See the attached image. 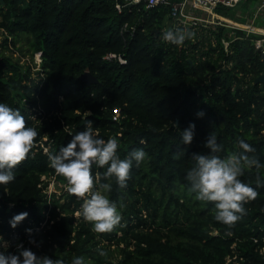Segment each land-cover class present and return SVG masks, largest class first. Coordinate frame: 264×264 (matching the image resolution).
I'll list each match as a JSON object with an SVG mask.
<instances>
[{"label": "trees", "instance_id": "1", "mask_svg": "<svg viewBox=\"0 0 264 264\" xmlns=\"http://www.w3.org/2000/svg\"><path fill=\"white\" fill-rule=\"evenodd\" d=\"M167 19V6L147 7L144 0H0V103L19 110L38 133L15 180L0 185V251L16 253L23 243L64 264L79 256L86 264H264V187L256 188L258 174L264 182V82H255L264 72V52L254 43L260 34L237 28L226 52L221 38L230 33L221 25L216 44L207 37V44L175 45L161 36ZM16 51L32 59L41 51V68L33 70ZM109 51L127 62L104 58ZM86 70L98 82L81 79ZM88 121L99 138L117 139L121 159L135 149L147 154L139 166L133 162L125 188L104 178L106 167H92L94 191L111 184L101 192L122 217L111 233H95L79 214L83 200L67 190L49 192L51 180L43 178L67 183L48 154ZM190 123L195 135L183 145L181 131ZM211 132L222 145L216 155L241 151L243 139L262 165L240 177L259 195L231 228L215 220L214 204L198 200L186 179L192 155L209 154ZM23 212L28 216L13 229L9 221ZM27 229L39 247L29 243Z\"/></svg>", "mask_w": 264, "mask_h": 264}, {"label": "clouds", "instance_id": "2", "mask_svg": "<svg viewBox=\"0 0 264 264\" xmlns=\"http://www.w3.org/2000/svg\"><path fill=\"white\" fill-rule=\"evenodd\" d=\"M195 33L187 29L168 30L162 33V39L175 45H182L186 39L194 38ZM202 118L205 113L201 110L196 113ZM195 135V124L190 123L181 131L183 145H190ZM37 131L26 125L19 110H14L5 103H0V185H8L15 180L14 169L27 159L34 146ZM143 143V141H141ZM237 144L241 151L232 153L226 158L216 155L222 151L215 133L211 132L204 147L209 154H193L195 165L188 171L186 179L191 184L200 201L211 202L215 206V220L228 226L234 225L246 215L244 204L253 201L259 193L256 188L264 187L259 174L256 178V188L240 179L245 169L262 167L253 153L254 148L245 140L238 139ZM118 141L109 138L107 141L94 134L93 124L88 121L84 130L72 135L67 146H62L57 154L49 153L50 166L55 172L67 180V191L83 200L79 213L86 222L93 225L95 233H111L121 224V214L117 204L111 201L101 191H94L96 178L93 177V165L105 168L104 178L115 177L120 188L127 186L133 162L137 166L144 161L146 152L135 149L128 156L121 159L117 155ZM104 192H110L109 183L100 184ZM122 207V205H121ZM27 212L16 214L9 221L10 226L16 228L26 217ZM29 243L39 247V243L31 237L32 230L27 229ZM16 253L0 251V264H64L60 259H52L47 255L37 256L23 243L16 244ZM101 257L107 252L97 249ZM71 264H86L83 256L74 257Z\"/></svg>", "mask_w": 264, "mask_h": 264}, {"label": "built area", "instance_id": "3", "mask_svg": "<svg viewBox=\"0 0 264 264\" xmlns=\"http://www.w3.org/2000/svg\"><path fill=\"white\" fill-rule=\"evenodd\" d=\"M128 3L140 1V0H126ZM147 7H155L160 4H164L168 7V19L165 21L162 28V32L168 30L176 29H187L193 33L195 36L200 32L206 33L208 38L211 39L212 44L217 43L216 33L220 31L221 25L226 26L229 30L230 38L226 35H222V41L224 43L225 51H229V44L232 39H235V31L237 28L246 30L247 34L252 32H257L260 34L259 37L255 38L254 43L257 48L264 52V26L259 24H253L245 22L238 23L232 18L231 21L225 22L216 15L215 8L218 5L225 6H236L244 0H144ZM116 6L119 10L122 9L124 4L117 2ZM206 12V14L204 13ZM259 12L264 13V0H259L256 8L255 15ZM231 27V28H230ZM162 36V35H161ZM194 38L191 40L196 41ZM187 40V39H186ZM216 41V43L213 42ZM209 41V40H208ZM106 59H118L121 63H126L127 58L120 52L109 51L104 55ZM24 60L32 64V67L35 69H40L42 65V52L38 51L34 54L33 59L30 56H24ZM121 108L115 107L113 109V118H118L120 116ZM44 151H48V148L45 146ZM45 176V175H43Z\"/></svg>", "mask_w": 264, "mask_h": 264}, {"label": "rangeland", "instance_id": "4", "mask_svg": "<svg viewBox=\"0 0 264 264\" xmlns=\"http://www.w3.org/2000/svg\"><path fill=\"white\" fill-rule=\"evenodd\" d=\"M219 6V5H218ZM217 6V7H218ZM255 3L252 1H244V2H240L239 4H237L236 6L233 7H228V6H220V9L218 10L217 7L215 8L216 11V15L218 18L224 20L225 22L227 21H231L233 17L234 20H236L238 23H243L245 24V22L248 23H253V24H259L264 26V13L259 12L258 14L255 15ZM231 9V11H235L233 13V17L228 15L227 16V10ZM206 14V12H204ZM231 28V27H230ZM207 35L206 33H202L200 32V34L198 33L195 36L196 40H204L205 44L208 43V39H207ZM0 39H1V34H0ZM214 43H216L215 40H213ZM25 44V42H22L21 45L23 46ZM15 55H20L21 56V61H27L23 59V56L16 51ZM29 63V62H26ZM32 69L34 70L35 68L32 67ZM43 178L45 179H50L51 182L48 184V190L49 192L52 191H57L58 194L62 193L64 190H67L68 188V184L67 183H60L58 185L57 181H55V177L53 175L51 176H43ZM97 191V190H96ZM98 191H101V189H98ZM230 259V257L228 258V260Z\"/></svg>", "mask_w": 264, "mask_h": 264}, {"label": "water", "instance_id": "5", "mask_svg": "<svg viewBox=\"0 0 264 264\" xmlns=\"http://www.w3.org/2000/svg\"><path fill=\"white\" fill-rule=\"evenodd\" d=\"M1 1L4 2V0H1ZM258 2L259 0L255 2V6H254L255 8ZM80 78L85 80L87 83L98 82V78L90 70H86L82 72V74L80 75ZM255 82H264V72L255 78Z\"/></svg>", "mask_w": 264, "mask_h": 264}]
</instances>
